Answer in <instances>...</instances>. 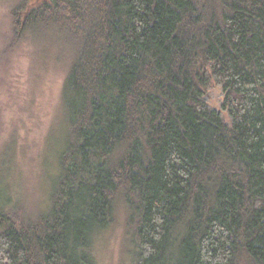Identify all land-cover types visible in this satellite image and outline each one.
Returning a JSON list of instances; mask_svg holds the SVG:
<instances>
[{
  "label": "trees",
  "instance_id": "16d2710c",
  "mask_svg": "<svg viewBox=\"0 0 264 264\" xmlns=\"http://www.w3.org/2000/svg\"><path fill=\"white\" fill-rule=\"evenodd\" d=\"M3 1L68 120L44 206L0 169V264H96L120 211L135 264H264V0Z\"/></svg>",
  "mask_w": 264,
  "mask_h": 264
},
{
  "label": "rangeland",
  "instance_id": "374dc122",
  "mask_svg": "<svg viewBox=\"0 0 264 264\" xmlns=\"http://www.w3.org/2000/svg\"><path fill=\"white\" fill-rule=\"evenodd\" d=\"M7 11L8 2L0 0V169L29 205L44 206L67 133L68 96L62 94L66 72L51 58L43 60L31 43L5 50ZM205 98L229 124L221 109V86L212 83ZM124 220L120 211L94 239L96 264H135L136 248Z\"/></svg>",
  "mask_w": 264,
  "mask_h": 264
}]
</instances>
